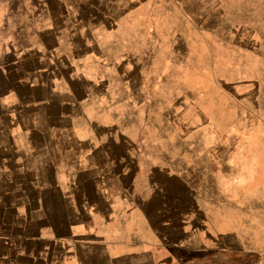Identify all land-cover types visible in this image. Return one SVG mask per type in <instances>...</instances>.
<instances>
[{
  "label": "rangeland",
  "instance_id": "rangeland-1",
  "mask_svg": "<svg viewBox=\"0 0 264 264\" xmlns=\"http://www.w3.org/2000/svg\"><path fill=\"white\" fill-rule=\"evenodd\" d=\"M86 2L108 68L80 192L121 210L108 254L67 264H264V0ZM44 202L68 238L67 202Z\"/></svg>",
  "mask_w": 264,
  "mask_h": 264
},
{
  "label": "crops",
  "instance_id": "crops-1",
  "mask_svg": "<svg viewBox=\"0 0 264 264\" xmlns=\"http://www.w3.org/2000/svg\"><path fill=\"white\" fill-rule=\"evenodd\" d=\"M88 4L0 0V264H67L83 246L108 254L116 196L80 192L99 149L79 123L102 103L108 68ZM48 190L71 211L68 238L48 221Z\"/></svg>",
  "mask_w": 264,
  "mask_h": 264
}]
</instances>
